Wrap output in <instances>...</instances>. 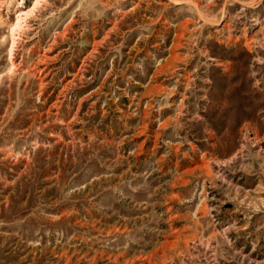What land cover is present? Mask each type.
I'll use <instances>...</instances> for the list:
<instances>
[{
	"label": "rangeland",
	"instance_id": "obj_1",
	"mask_svg": "<svg viewBox=\"0 0 264 264\" xmlns=\"http://www.w3.org/2000/svg\"><path fill=\"white\" fill-rule=\"evenodd\" d=\"M0 264H264V0H0Z\"/></svg>",
	"mask_w": 264,
	"mask_h": 264
}]
</instances>
